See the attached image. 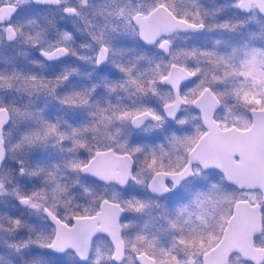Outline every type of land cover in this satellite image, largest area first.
Masks as SVG:
<instances>
[{
  "label": "snow or ice",
  "instance_id": "1",
  "mask_svg": "<svg viewBox=\"0 0 264 264\" xmlns=\"http://www.w3.org/2000/svg\"><path fill=\"white\" fill-rule=\"evenodd\" d=\"M0 264H264V0H0Z\"/></svg>",
  "mask_w": 264,
  "mask_h": 264
}]
</instances>
